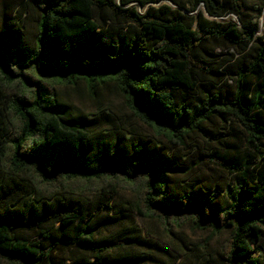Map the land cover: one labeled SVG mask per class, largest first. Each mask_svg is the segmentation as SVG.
Instances as JSON below:
<instances>
[{"label": "trees", "instance_id": "16d2710c", "mask_svg": "<svg viewBox=\"0 0 264 264\" xmlns=\"http://www.w3.org/2000/svg\"><path fill=\"white\" fill-rule=\"evenodd\" d=\"M1 6L0 264H176L111 216L123 190L168 233L210 231L203 249L230 233L204 264H264V0ZM81 84L112 87L152 135L67 102Z\"/></svg>", "mask_w": 264, "mask_h": 264}, {"label": "rangeland", "instance_id": "374dc122", "mask_svg": "<svg viewBox=\"0 0 264 264\" xmlns=\"http://www.w3.org/2000/svg\"><path fill=\"white\" fill-rule=\"evenodd\" d=\"M140 10L142 11L141 8ZM1 13L2 6L0 8V19ZM25 13L26 29L28 33H33L35 30L38 14L36 10L30 6L25 9ZM216 20L223 22L232 21L233 23H238L233 17ZM59 90L67 102L72 103L88 114L98 116L101 112H105L113 119H116L118 126H124L130 131L137 132L142 135H152L151 130L147 126L143 125L141 122L131 116L124 104L122 97L112 87L98 88L96 100L92 98V93L86 91V88L83 84H81L77 89L72 86L63 85L59 87ZM234 143L235 146H237V149L242 150L243 146L239 140H236ZM134 200V195L128 190H123L120 192V194L114 197L113 211L111 216L119 218L124 215L128 217L121 220V226L125 227L127 225H133L134 227L141 229L144 236H146L148 239H152L161 247H165V249H167L168 252L173 255V257L177 258L176 264H204V257L205 259H210L215 263L219 262L222 246L229 238L230 233L223 232L220 235L214 237L210 241L208 249H203L202 246L204 242L211 235L210 231L202 232L193 230L192 225L187 223L181 228L172 227V233H168L158 221L142 220L134 212H132L130 210V202H133ZM117 229H119V227L108 228L107 231H104L103 236L108 235ZM56 255L60 258L71 257V254L65 251H57ZM168 260L169 258H166V262H169Z\"/></svg>", "mask_w": 264, "mask_h": 264}]
</instances>
